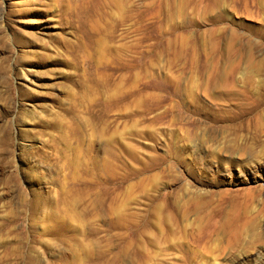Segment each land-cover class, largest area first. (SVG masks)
<instances>
[{
  "label": "rangeland",
  "instance_id": "1",
  "mask_svg": "<svg viewBox=\"0 0 264 264\" xmlns=\"http://www.w3.org/2000/svg\"><path fill=\"white\" fill-rule=\"evenodd\" d=\"M0 264H264V0H0Z\"/></svg>",
  "mask_w": 264,
  "mask_h": 264
}]
</instances>
